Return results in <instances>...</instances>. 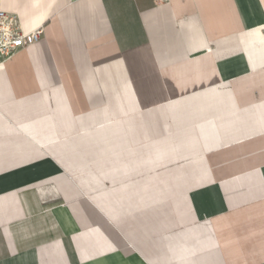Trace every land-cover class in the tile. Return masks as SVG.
Listing matches in <instances>:
<instances>
[{
  "label": "crops",
  "instance_id": "obj_1",
  "mask_svg": "<svg viewBox=\"0 0 264 264\" xmlns=\"http://www.w3.org/2000/svg\"><path fill=\"white\" fill-rule=\"evenodd\" d=\"M0 9V264H264V0Z\"/></svg>",
  "mask_w": 264,
  "mask_h": 264
},
{
  "label": "built area",
  "instance_id": "obj_2",
  "mask_svg": "<svg viewBox=\"0 0 264 264\" xmlns=\"http://www.w3.org/2000/svg\"><path fill=\"white\" fill-rule=\"evenodd\" d=\"M154 1L160 4L168 0ZM43 35L42 28L31 32L23 31L17 15L0 9V67L18 52L40 42Z\"/></svg>",
  "mask_w": 264,
  "mask_h": 264
}]
</instances>
